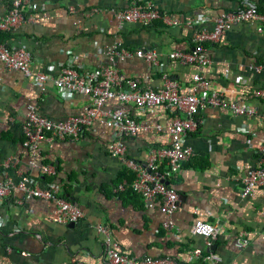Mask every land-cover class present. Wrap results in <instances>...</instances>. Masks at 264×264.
I'll list each match as a JSON object with an SVG mask.
<instances>
[{"label":"crops","instance_id":"crops-1","mask_svg":"<svg viewBox=\"0 0 264 264\" xmlns=\"http://www.w3.org/2000/svg\"><path fill=\"white\" fill-rule=\"evenodd\" d=\"M152 1L177 23L156 18L148 25L125 22L119 27L115 10L124 6L123 0H27L24 13L31 18L9 31L6 44L29 53L31 73L38 70L55 75L62 65L81 70L113 66L149 86H157L164 73L187 90L194 67L167 54L189 49L194 30L209 29L212 16L234 8L237 0ZM7 6V0H0V15ZM255 24H235L218 40L203 44L208 62L200 71L209 79L210 88L253 106L256 113L235 115L206 105L194 114L196 124L184 136L193 154L166 180L178 193L170 229L160 226L158 200H144L131 189L133 171L107 150L116 134L97 122L81 127L74 136L40 140L37 158L31 162L21 144L20 129L28 105L58 119L80 113L90 100L79 92L58 90L51 81L39 89L31 76L5 69L0 63V167L15 160L14 166L2 168L1 177L15 183L23 174L40 184L53 182L57 192L82 213L72 225L53 222L51 201L23 198L13 187L8 197L0 199V264H108L102 238L93 228L96 224L110 230L124 253L168 257L176 264H205L192 253L195 247L201 254L208 249L203 235L189 234L194 218L220 224L221 232L211 249L220 254L222 264H264V240L258 237L264 229V188H256L251 196L240 195L242 176L264 161V101L251 95L253 89L264 86V70L251 68L264 62V38L255 31ZM111 47L153 48L157 65L135 55L120 58L106 53ZM117 105L150 125L121 136L126 156L143 164L150 147L166 146L168 122L176 115L184 117L171 107L141 111L131 102L115 99L107 100L103 109ZM153 124H159L161 130L155 131ZM46 165L51 172L43 170ZM163 167L160 162L159 168ZM121 181L126 185L116 189ZM241 230L248 233L250 243L239 249L233 238Z\"/></svg>","mask_w":264,"mask_h":264},{"label":"built area","instance_id":"built-area-1","mask_svg":"<svg viewBox=\"0 0 264 264\" xmlns=\"http://www.w3.org/2000/svg\"><path fill=\"white\" fill-rule=\"evenodd\" d=\"M124 6L115 10L117 26L121 27L125 22H137L148 25L154 19H161L168 24H176L177 21L169 14L160 11L152 0H123ZM234 8L221 10L212 16V26L209 29L200 28L194 30L192 44L187 50H173L167 54L170 59L178 60L180 63H190L194 70L191 72L192 84L187 90H182L173 78L166 74H160V83L157 86L141 84L134 77L123 75L113 66H100L91 70H81L71 65L60 66L55 75L44 71L30 72L29 53L21 48H14L0 42V63L5 69L15 70L24 76H31L39 89H44V83L51 81L58 90L67 92H79L89 97V105L77 114L53 119L41 113L33 104L28 105L21 120V144L31 158V162L37 158L39 153V141L51 138H64L74 136L83 126L98 123L116 134L107 146L108 153L119 157L124 164L133 171V177L129 182L131 189L144 200L157 199L158 211L161 215L160 226L162 229H170L173 226L172 212L178 204L176 190L165 183V180L175 174L193 153L189 145L185 144L186 132L196 124L194 114L199 108L206 105L219 106L227 109L235 115L252 116L256 108L244 102H237L226 98L222 91L210 88V81L201 74L200 69L208 62V56L204 49L205 41H215L222 33L231 26L254 21L255 31L264 38V12L256 10L255 2L252 0H237ZM27 0H7V11L0 15V29L11 31L16 28L29 15H25ZM190 25L191 20L188 19ZM193 22V21H192ZM115 53L117 56L129 57L139 56L147 63L157 65V56L153 48H126L111 47L106 53ZM252 70L259 72L264 70V63L253 65ZM198 87L207 90L200 92ZM203 90V91H204ZM253 97L264 101V86L251 91ZM115 99L118 103H133L139 110L144 111L151 107L166 106L182 112L184 117L176 115L167 126L166 133L168 142L164 147H150L147 151L145 163H140L124 153L125 146L121 136L134 134L139 129L150 125L136 120L123 105L103 109L105 102ZM264 119V113H262ZM155 131H160L159 124H153ZM264 151V145L262 146ZM164 167L159 168V163ZM9 165L14 166L15 160L5 161L0 167V199L10 195V190L15 187L23 198L39 197L52 202L50 219L53 222H76L82 215L81 210L75 203L63 197L57 191L56 185L51 182L38 183L28 175H18L14 183L11 178H2V168ZM43 170L51 172L50 165ZM240 195L251 196L256 188H264V161L258 163L254 168L242 176ZM125 181L117 183L116 189H122ZM94 230L101 236L104 256L108 264H176L168 257H151L150 255L135 256L122 252L118 241L112 237L110 230L103 224L94 225ZM189 234H200L205 238L207 252L201 254L200 248L195 247L192 253L201 258L205 264H222V257L211 249L212 241L221 232L220 224L194 218L189 225ZM259 239L264 240V229L259 234ZM250 243L248 233L239 231L233 238L236 248L242 249ZM22 254H25L24 252Z\"/></svg>","mask_w":264,"mask_h":264},{"label":"trees","instance_id":"trees-1","mask_svg":"<svg viewBox=\"0 0 264 264\" xmlns=\"http://www.w3.org/2000/svg\"><path fill=\"white\" fill-rule=\"evenodd\" d=\"M253 2H255V6H256L257 11L264 12V1L263 0H254ZM9 36H10L9 31H5L4 29H0V42H3V43H5V45H7L6 39H8ZM261 63H264V62H261ZM42 180H44V179H42ZM61 195L65 198H67L65 195H63V194H61Z\"/></svg>","mask_w":264,"mask_h":264},{"label":"water","instance_id":"water-1","mask_svg":"<svg viewBox=\"0 0 264 264\" xmlns=\"http://www.w3.org/2000/svg\"><path fill=\"white\" fill-rule=\"evenodd\" d=\"M165 183H167V182L165 181ZM72 223H73L72 221H68V222H66L67 225H72ZM210 247H211V245H210ZM212 247H213V245H212ZM212 247H211V248H212Z\"/></svg>","mask_w":264,"mask_h":264},{"label":"clouds","instance_id":"clouds-1","mask_svg":"<svg viewBox=\"0 0 264 264\" xmlns=\"http://www.w3.org/2000/svg\"><path fill=\"white\" fill-rule=\"evenodd\" d=\"M166 180H167V179H166ZM166 180H165V181H166ZM166 184H168V183H166ZM168 185H169V184H168ZM177 198H178V197H177Z\"/></svg>","mask_w":264,"mask_h":264}]
</instances>
